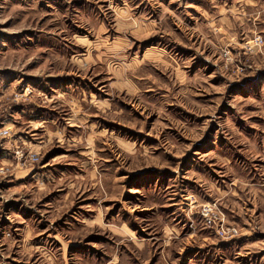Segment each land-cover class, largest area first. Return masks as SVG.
Wrapping results in <instances>:
<instances>
[{
    "label": "rangeland",
    "instance_id": "obj_1",
    "mask_svg": "<svg viewBox=\"0 0 264 264\" xmlns=\"http://www.w3.org/2000/svg\"><path fill=\"white\" fill-rule=\"evenodd\" d=\"M0 264H264V0H0Z\"/></svg>",
    "mask_w": 264,
    "mask_h": 264
},
{
    "label": "built area",
    "instance_id": "obj_2",
    "mask_svg": "<svg viewBox=\"0 0 264 264\" xmlns=\"http://www.w3.org/2000/svg\"><path fill=\"white\" fill-rule=\"evenodd\" d=\"M17 154L19 155L20 158H23L24 157V154L22 152H17ZM30 159L32 158V156H28Z\"/></svg>",
    "mask_w": 264,
    "mask_h": 264
}]
</instances>
